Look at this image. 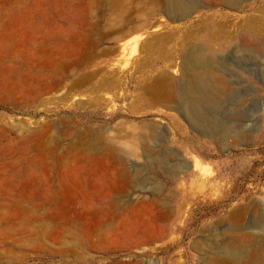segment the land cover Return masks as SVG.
Listing matches in <instances>:
<instances>
[{
    "label": "rangeland",
    "instance_id": "374dc122",
    "mask_svg": "<svg viewBox=\"0 0 264 264\" xmlns=\"http://www.w3.org/2000/svg\"><path fill=\"white\" fill-rule=\"evenodd\" d=\"M185 1L0 0V264L264 248V0Z\"/></svg>",
    "mask_w": 264,
    "mask_h": 264
},
{
    "label": "bare ground",
    "instance_id": "6f19581e",
    "mask_svg": "<svg viewBox=\"0 0 264 264\" xmlns=\"http://www.w3.org/2000/svg\"><path fill=\"white\" fill-rule=\"evenodd\" d=\"M224 1L231 6H239V5L243 4L242 2L244 0H224ZM170 4H171V10L177 14H180L179 16H181V15L187 16L189 14V12L192 11V10H190L191 8H190V6L187 5V2L185 0H171ZM256 44H259V43H255V45ZM257 47H259L260 49H263L262 46H260V44L257 45ZM202 51L203 50H197V49L195 50L194 49L193 51H191L190 60L189 59L188 60L193 62L192 64L190 63L191 68L197 71V77H198L197 79L201 80V82L204 85L201 90H203V91L207 90L210 98L215 99L216 96L218 95V94L215 95V93H217V92H215V90L213 88H210V86L209 87L207 86L209 83V71H211L213 62H212L211 57H208V56L199 57L197 55L199 53H202ZM191 83L192 82L189 81L187 83V85H185L184 90H183L185 92L184 95L186 96V99L189 102H191V104L192 103L197 104L199 102L200 98L197 96V92L194 89V87L196 85L193 87L191 85ZM207 92H204V93H207ZM206 96L205 97L203 96V97L206 98ZM194 110H195V108H194ZM197 110H200V109H197ZM237 256H238V254L231 253V254H228L226 257L224 256V258H226V260H228V261L234 262V260L236 259ZM218 257L217 258L213 257L212 260H210L207 263L208 264H217ZM221 260H222V258H221ZM237 260H238V258H237ZM247 264H264V248L259 247L257 251H255V250L250 251L249 254L247 255Z\"/></svg>",
    "mask_w": 264,
    "mask_h": 264
}]
</instances>
